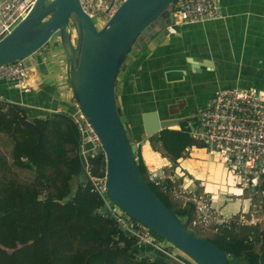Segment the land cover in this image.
Masks as SVG:
<instances>
[{
  "label": "trees",
  "instance_id": "obj_1",
  "mask_svg": "<svg viewBox=\"0 0 264 264\" xmlns=\"http://www.w3.org/2000/svg\"><path fill=\"white\" fill-rule=\"evenodd\" d=\"M24 119L35 128L25 126ZM186 120L178 121V128L166 126L148 135L173 161L195 143L187 133ZM0 141L8 146L6 153L0 147V264H185L160 251L148 257L134 247L133 237L122 232L112 215L100 211L104 201L91 180L76 177L80 173L79 133L68 112L32 115L20 103L0 97ZM135 156L148 187L193 234L217 245L229 262L264 264V223L240 222L233 216L211 225L208 235L196 233L188 227L194 216L193 202L182 204L148 180L137 148ZM87 161L92 175H103L101 152ZM13 167L28 169L31 178L20 180L12 173ZM164 182L167 187L176 186L174 180L165 178Z\"/></svg>",
  "mask_w": 264,
  "mask_h": 264
},
{
  "label": "crops",
  "instance_id": "obj_2",
  "mask_svg": "<svg viewBox=\"0 0 264 264\" xmlns=\"http://www.w3.org/2000/svg\"><path fill=\"white\" fill-rule=\"evenodd\" d=\"M219 5L220 18L174 25L179 33L168 34L153 49L142 47L118 70L114 90L146 170L162 167L187 197H206L219 222L252 215L262 225L264 215L255 207L258 194L240 190L225 165L200 144L188 145L173 161L157 143L154 149L142 129L144 111L176 118L170 127L178 128L179 120L195 116L220 87L264 90V0H219ZM32 55L36 62L30 88L10 87L0 80V97L20 103L32 115L69 110L73 94L60 40L50 37Z\"/></svg>",
  "mask_w": 264,
  "mask_h": 264
},
{
  "label": "water",
  "instance_id": "obj_3",
  "mask_svg": "<svg viewBox=\"0 0 264 264\" xmlns=\"http://www.w3.org/2000/svg\"><path fill=\"white\" fill-rule=\"evenodd\" d=\"M173 0H122L97 27L79 0H35L27 13L0 39V65L20 59L35 64L33 53L50 37L64 49L67 79L82 113L100 140L96 151L104 156V186L112 202L172 245L196 264H229L227 255L213 242L193 234L148 187L134 157L136 149L127 135L123 114L114 90L118 70L142 47L153 49L170 33ZM72 19L75 40L67 28ZM196 65V64H194ZM142 129L150 135L177 122L144 111ZM22 123L30 128L28 120ZM80 176L87 180L86 159L80 155Z\"/></svg>",
  "mask_w": 264,
  "mask_h": 264
},
{
  "label": "built area",
  "instance_id": "obj_4",
  "mask_svg": "<svg viewBox=\"0 0 264 264\" xmlns=\"http://www.w3.org/2000/svg\"><path fill=\"white\" fill-rule=\"evenodd\" d=\"M34 1L0 0V39L21 20ZM121 1L79 0V3L97 25L96 21L103 23ZM171 11L173 25L222 16L219 0H173ZM29 68L20 59L1 64L0 80H4L10 87L28 90L32 84V81H28ZM64 111L69 113L77 127L80 155L83 154L86 159L84 168L87 178L104 201L100 211L112 215L122 232L133 237L135 248L139 247L148 257L155 254L150 250L158 247L157 237H163L110 200L105 191L104 173L97 176L89 172L88 157L97 152L100 140L74 97L70 109ZM185 127L190 138L200 144L208 156L218 159L233 173L235 184L240 190L259 195L255 207L264 215V90L255 86L220 87L203 102L195 116L186 120ZM165 178L174 180L162 167L147 170V179L157 184L161 190H167L173 199L182 204L187 200L193 202L192 225L197 223L205 227L210 222L213 225L211 219H214V223H219L207 204L206 197H187L183 190L174 186L167 187ZM253 217L240 216L238 221L255 223L256 217ZM160 250L163 251V246Z\"/></svg>",
  "mask_w": 264,
  "mask_h": 264
},
{
  "label": "rangeland",
  "instance_id": "obj_5",
  "mask_svg": "<svg viewBox=\"0 0 264 264\" xmlns=\"http://www.w3.org/2000/svg\"><path fill=\"white\" fill-rule=\"evenodd\" d=\"M96 24H97L96 26L99 27L103 23H100V22L96 21ZM176 25H179V24H176ZM67 27H68V30L70 31L71 38H73V40H75V36L71 35L72 33L75 34L74 26H73V22H72L71 18L68 20ZM128 120H129L128 118H125V121L123 122V125H124V130H125L126 134L130 135L131 127H130V124H129ZM170 126H174V124H172ZM175 126H179L178 123ZM131 140L133 141V137L132 136H131ZM0 144H1V141H0ZM152 146L154 147V149H156V147L154 145H152ZM0 147L3 148L5 153L8 152V146L7 145H4V144L2 145L1 144ZM5 155H6V160L10 161L9 155L8 154H5ZM136 158H137V156H135V160H137ZM12 173H14L20 180H25V181H28L31 178V176H32V173L26 168H14L13 167ZM146 174H147V171H146ZM230 174L234 177V175H233V173L231 171H230ZM76 177H78V176H76ZM75 182H77L76 178H74V180H73V183H75ZM255 198H257V197H255ZM258 199H259V195H258ZM176 201H178V200H176ZM258 212L259 211H256V213H258ZM238 218H239V216H238ZM210 225H212L211 222L208 223L205 227H202V226H200L199 224L196 223L194 225L190 224V225H188V227L190 229L194 230L196 233H198L200 235H208L212 231L209 228ZM156 246H158V247L157 248H153L152 247L150 252H152V253H156L157 252L156 254H160V253H158V251H160L161 253L165 254L166 257H170V258L179 260V261L187 263V264H196L187 254H185L179 248L175 247L169 241H167V240H165L163 238L157 237ZM161 246H163V251L160 250ZM229 263L230 264H234V261L230 260Z\"/></svg>",
  "mask_w": 264,
  "mask_h": 264
},
{
  "label": "bare ground",
  "instance_id": "obj_6",
  "mask_svg": "<svg viewBox=\"0 0 264 264\" xmlns=\"http://www.w3.org/2000/svg\"><path fill=\"white\" fill-rule=\"evenodd\" d=\"M32 69H33V66H30V68L28 69V81H29V76L32 73Z\"/></svg>",
  "mask_w": 264,
  "mask_h": 264
}]
</instances>
